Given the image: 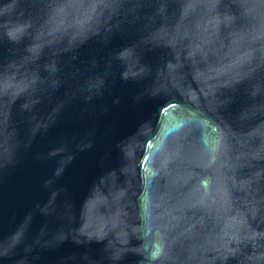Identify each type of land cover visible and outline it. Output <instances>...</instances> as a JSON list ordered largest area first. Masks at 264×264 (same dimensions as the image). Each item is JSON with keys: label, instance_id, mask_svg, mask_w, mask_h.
<instances>
[{"label": "water", "instance_id": "1", "mask_svg": "<svg viewBox=\"0 0 264 264\" xmlns=\"http://www.w3.org/2000/svg\"><path fill=\"white\" fill-rule=\"evenodd\" d=\"M0 264H264V0H0Z\"/></svg>", "mask_w": 264, "mask_h": 264}, {"label": "snow or ice", "instance_id": "2", "mask_svg": "<svg viewBox=\"0 0 264 264\" xmlns=\"http://www.w3.org/2000/svg\"><path fill=\"white\" fill-rule=\"evenodd\" d=\"M171 107H176L175 105H170ZM147 159V158H146ZM161 254V249L157 248L156 252L153 254L154 258Z\"/></svg>", "mask_w": 264, "mask_h": 264}]
</instances>
